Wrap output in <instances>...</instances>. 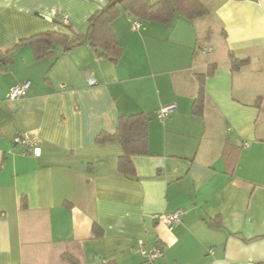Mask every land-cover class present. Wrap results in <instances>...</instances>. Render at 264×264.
Segmentation results:
<instances>
[{
  "label": "crops",
  "instance_id": "obj_1",
  "mask_svg": "<svg viewBox=\"0 0 264 264\" xmlns=\"http://www.w3.org/2000/svg\"><path fill=\"white\" fill-rule=\"evenodd\" d=\"M200 1L208 12L193 21L122 14L116 64L83 45L42 59L23 46L0 65V264H264V0ZM106 4L0 0V51L40 32L83 34ZM230 53L249 63L232 72ZM210 64L195 116V74ZM23 81L30 91L9 100ZM138 113L148 154L132 157L127 179L120 144L95 140ZM29 133L38 155L13 144ZM175 210L167 228L160 216ZM153 246L163 257L148 263L141 249Z\"/></svg>",
  "mask_w": 264,
  "mask_h": 264
},
{
  "label": "trees",
  "instance_id": "obj_2",
  "mask_svg": "<svg viewBox=\"0 0 264 264\" xmlns=\"http://www.w3.org/2000/svg\"><path fill=\"white\" fill-rule=\"evenodd\" d=\"M208 10L200 0H107V4L95 11L88 19L86 32L68 36L66 34L47 31L36 33L28 38L20 39L12 47L0 51V65L7 67L12 63L16 51L27 46L35 59L60 55L72 49L87 45L98 59L112 64L118 63L122 56V46L111 29L112 23L122 14H128L135 19L159 24H169L176 17L187 21L205 16ZM66 27H69L66 24ZM230 70L238 71L249 63L248 58H236L232 53ZM216 64H210L204 73L195 74L198 83L197 96L192 104V114L202 116L204 109V83L206 77L213 74ZM259 105V102H258ZM97 144L118 142L122 155L117 160V171L127 179L135 178L133 156L148 154V118L141 114L122 115L114 133L101 132L96 137ZM102 230L93 226L92 235L99 237ZM69 264H78L76 258L63 254L61 256Z\"/></svg>",
  "mask_w": 264,
  "mask_h": 264
},
{
  "label": "built area",
  "instance_id": "obj_3",
  "mask_svg": "<svg viewBox=\"0 0 264 264\" xmlns=\"http://www.w3.org/2000/svg\"><path fill=\"white\" fill-rule=\"evenodd\" d=\"M65 20V19H64ZM65 24L67 22L63 21ZM133 26L137 29L140 27V22H133ZM63 87V86H61ZM30 91V82L23 81L15 84L8 93L9 100H16L18 98L24 97ZM175 111V105L171 104L168 106L162 107L157 113L156 117L158 120H164L165 117ZM13 144L16 146H20L24 151L32 152L34 155L39 154V138L35 133L29 134H17L13 138ZM182 210H175L172 212H168L160 216L163 220L164 225L167 228L172 227L173 225L179 223L181 221ZM155 219L159 218V216L155 215ZM141 253L144 255L146 262L153 263L155 260L163 257V250L159 246H153L150 248H142Z\"/></svg>",
  "mask_w": 264,
  "mask_h": 264
}]
</instances>
